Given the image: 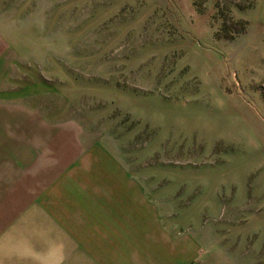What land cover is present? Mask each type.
I'll list each match as a JSON object with an SVG mask.
<instances>
[{
	"label": "rangeland",
	"instance_id": "rangeland-1",
	"mask_svg": "<svg viewBox=\"0 0 264 264\" xmlns=\"http://www.w3.org/2000/svg\"><path fill=\"white\" fill-rule=\"evenodd\" d=\"M0 264H264V0H0Z\"/></svg>",
	"mask_w": 264,
	"mask_h": 264
},
{
	"label": "crops",
	"instance_id": "crops-1",
	"mask_svg": "<svg viewBox=\"0 0 264 264\" xmlns=\"http://www.w3.org/2000/svg\"><path fill=\"white\" fill-rule=\"evenodd\" d=\"M25 195V194H24ZM41 204V203H40ZM37 205H39L38 203H35L34 204V206H37ZM16 205L13 203V206H12V208H14ZM18 208H20V210H19V212H18V215L20 216V215H24V216H22V217H19V218H21L20 220H18V221H20V222H22L23 220L25 221V220H28V221H30V220H32V219H30L29 218V214L28 215H26L27 213L26 212H28V210L26 209L27 208V203L26 202H24V199H22V200H20L19 201V205H18ZM18 218V219H19ZM4 229V228H3ZM6 231H5V229L2 231V234L3 235H5L4 233H5Z\"/></svg>",
	"mask_w": 264,
	"mask_h": 264
}]
</instances>
